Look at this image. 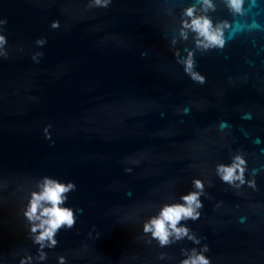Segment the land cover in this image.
<instances>
[{"label":"water","instance_id":"95a60500","mask_svg":"<svg viewBox=\"0 0 264 264\" xmlns=\"http://www.w3.org/2000/svg\"><path fill=\"white\" fill-rule=\"evenodd\" d=\"M212 2L0 0V264H182L204 246L209 264H264V0ZM193 6L222 48L180 38ZM236 155L239 187L216 173ZM45 177L75 185L76 219L41 249L24 213ZM194 180L200 217L178 227L199 243L161 247L144 224Z\"/></svg>","mask_w":264,"mask_h":264},{"label":"clouds","instance_id":"9594fccd","mask_svg":"<svg viewBox=\"0 0 264 264\" xmlns=\"http://www.w3.org/2000/svg\"><path fill=\"white\" fill-rule=\"evenodd\" d=\"M201 11L207 13L209 10H214L212 0H199ZM243 0H227L229 8L236 13H241ZM95 5L107 6V0H95ZM197 9L195 6L186 9L184 16L187 20H182L179 35L182 40L188 39L189 31L194 33L195 47L198 50H209L212 48H222L224 46L223 27L221 25L214 26L211 19L207 15H196ZM6 21H0L4 24ZM53 28L59 27L58 23L52 24ZM176 40L172 41L173 45ZM44 41L38 40L37 44L42 45ZM6 39L0 35V56H6L7 53L2 51ZM179 57V52L176 53ZM178 63L184 66L185 73L193 80L203 82V77L195 71L196 61L193 52L189 51L183 59H178ZM245 161L241 155L233 157L228 165H217L216 173L219 178L233 187H239L244 184ZM197 191L181 197L183 203L165 205L158 216L150 219L144 224V232L151 233L152 238L159 241L161 247L167 246L175 241H179L184 237L190 240H195V237L189 234V229L186 227H178L182 220L191 219L193 221L199 219L200 211L203 207L200 197L204 195V184L200 180L193 181ZM39 192H33L28 208L24 215L32 224L31 231L34 235V242L41 249L45 247L53 248L57 241L54 239L58 230L63 227L71 228L75 223L74 211L70 208L63 207L67 200V194L75 190V185L71 182L61 183L57 180L45 177L40 185ZM207 246H204L200 253L195 249L192 250L188 258L182 261V264H209V259L203 255L207 252ZM163 258V257H161ZM39 259H46V254L40 252ZM21 264H24L22 261ZM60 264H64L63 258H60Z\"/></svg>","mask_w":264,"mask_h":264}]
</instances>
